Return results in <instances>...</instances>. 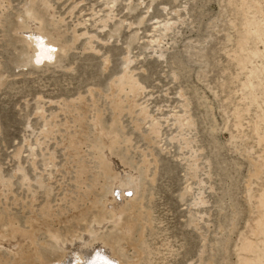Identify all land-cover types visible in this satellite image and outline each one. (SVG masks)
Listing matches in <instances>:
<instances>
[{
    "label": "rangeland",
    "instance_id": "1",
    "mask_svg": "<svg viewBox=\"0 0 264 264\" xmlns=\"http://www.w3.org/2000/svg\"><path fill=\"white\" fill-rule=\"evenodd\" d=\"M49 1L58 28L73 47L48 65L20 66L23 44L12 26L24 0H10L0 19V64L7 78L0 89V172L12 185L10 192H0V214L15 216L29 233L26 223L46 205V191H51L54 209L69 207L62 200L76 192L61 137L45 143L39 134L46 131V121L64 119L59 114L63 101L82 96L91 108L95 101L107 127L117 122L124 129L127 138L118 144L137 166L125 164L138 172L142 185L126 194L136 205H122V211L142 207L151 213L152 224L133 238L144 252L136 264H243V257L264 262V233L254 236L264 214L259 204L264 196V0ZM166 25H172L169 31ZM127 58L143 88L138 111L145 109L150 117L140 122L141 131L129 116L119 118L102 95L121 75ZM185 115L194 124L186 137L194 142V153L178 130V118ZM153 126L160 138L150 136L149 142L145 137ZM151 155L157 165L147 170L143 164L153 161ZM192 158H200L198 179L189 175ZM20 169L31 185L24 184ZM201 193L205 203L197 206ZM33 196L35 213L30 210ZM107 221L101 236L115 231L116 223ZM57 228L65 236V226ZM261 228L264 232V224ZM8 230L0 227V261L12 264L6 247L11 237L3 234ZM39 234L36 245L56 261L60 255L50 235ZM245 239L254 243L252 253L242 250ZM127 251L123 259H134L137 251Z\"/></svg>",
    "mask_w": 264,
    "mask_h": 264
},
{
    "label": "bare ground",
    "instance_id": "2",
    "mask_svg": "<svg viewBox=\"0 0 264 264\" xmlns=\"http://www.w3.org/2000/svg\"><path fill=\"white\" fill-rule=\"evenodd\" d=\"M24 1L22 11L17 15L16 23L12 26V33L17 36V42L19 41L23 44V50L19 51L20 66L39 67L42 64L48 65L58 55L67 54L72 49L73 44L66 40V33H62L58 28V24L54 20L55 16L54 14L52 15L54 10L52 11L53 8L49 0ZM10 3V0H0V19H2L6 6L10 5ZM166 26V28L164 27L165 31H169L172 25ZM3 27L4 29L6 28L4 25ZM125 62L126 66L121 75L117 76L109 84L108 93H102V95L109 101L110 108L119 114V118H122L123 115L129 116L134 120L136 129L141 131L143 126L140 122L147 121L150 117L145 109L138 111L137 98L142 95L143 88L130 72L129 59L127 58ZM1 67L2 65L0 64V89L6 84L7 79L4 72L1 71ZM90 96L93 98L91 92ZM93 105L94 107L91 108L92 106L88 103L87 98L82 96L72 102L63 101L60 105L59 114L61 113L64 119L54 120L55 122L53 121L54 123L52 124L45 122L46 131L42 130L39 135L46 140L45 143L47 139L60 135L61 145L66 151V171L69 175L74 176L73 181L76 193H70L62 200V202H67L68 208L59 206L54 209L49 203L51 191H46L48 201L39 213H35L33 208L34 195L32 200H30V210L32 207V212L35 213L34 219L26 223L32 231L29 233L26 232V227V230L22 229L24 227L20 226V223L14 218L15 216L0 214V227L9 229L8 232L5 231L3 234L11 237L10 245L8 244L9 242L5 243L8 244L6 247L9 248L10 255H13V261L11 262L10 260L12 264H136L141 260L144 252L139 249L140 247L138 248V244L137 246L136 243H133V238L139 230H144L147 225L152 224L149 221L152 215L149 211L144 213L142 207L137 212L135 208L122 211V205H129V207L136 205L132 199L127 198L126 194H135L139 184H141L138 182V172L134 173L128 167L129 165L125 164L132 161V167L137 166L132 159H129V151L126 152L125 150L122 152L124 146L122 148L119 145L120 143L118 144V141L127 138H125L124 129H120L121 126L117 122L113 126L107 127L103 118L104 113L95 105L94 100ZM183 109L188 110L186 106ZM57 116L59 118V115ZM56 117L53 119H57ZM178 121L177 123L180 124L178 129L180 137L184 138L183 140L181 138V141L185 143V147L190 152H193L191 145L194 142L190 143L189 140H192L189 138L190 135L188 136L189 140L186 137L192 131L194 124L190 117L186 115L183 118H178ZM260 121L264 123V115L260 118ZM27 127L30 128L29 121H27ZM259 129L260 124L257 122L255 124V132L260 137ZM150 136H153L155 140L160 138L158 126H153L149 130V135L145 137L149 142ZM260 140L262 141V138ZM127 145L125 144V147H128ZM114 151L119 152L123 159H120V156L114 158L113 156L116 154H114ZM194 152L196 151L194 150ZM151 156L153 157V155ZM195 158H192L193 164L190 167L189 175L192 179H198V172L201 170L198 165L200 158L199 160ZM89 159L92 161L90 162ZM50 161H55L53 153ZM156 165L157 160L153 157L152 162L146 159L143 167L148 170L149 167ZM261 167L264 168V157L262 158ZM19 171L24 184H30V180L28 181L23 172L24 170L21 171L20 169ZM146 175L147 171L144 177ZM190 177L189 179H191ZM4 181V177L0 172V192L4 190L10 192L11 182ZM68 190L69 187L66 191L69 192ZM28 191L31 190L29 189ZM189 191L186 190L182 200H185ZM250 198H253L252 194H250ZM195 203L197 206L204 205L203 193L200 194ZM259 204L260 209L264 211V196L259 198ZM123 214L127 215L124 216ZM108 219L110 222L116 223L114 230L117 233L114 234V231L113 234L109 233L108 236H101L100 233L105 229ZM192 221L195 225L198 222L196 218H193ZM260 221L261 223L254 232V236L257 237L264 233L261 228L264 224V214L261 216ZM59 225L65 226V236H62V230L60 231L57 228ZM81 227L84 229V234L81 233ZM40 232L49 234L53 240V246L57 248V253L60 255L56 261L51 260L49 255L43 254L42 248L36 245V237ZM3 234L1 239H3ZM46 245L48 246V244ZM131 249L135 250V252L137 251L135 258L124 260V252ZM242 250L246 253H252L255 250L254 243L248 239L243 240ZM54 254L56 255V253ZM8 260L5 263L0 261V264H8ZM241 262L243 264H264L260 257H257L254 262L243 257Z\"/></svg>",
    "mask_w": 264,
    "mask_h": 264
}]
</instances>
